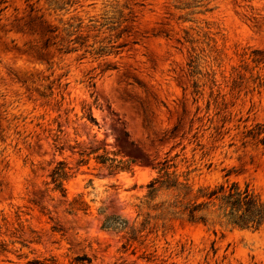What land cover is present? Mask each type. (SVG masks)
Returning a JSON list of instances; mask_svg holds the SVG:
<instances>
[{
  "label": "rangeland",
  "instance_id": "rangeland-1",
  "mask_svg": "<svg viewBox=\"0 0 264 264\" xmlns=\"http://www.w3.org/2000/svg\"><path fill=\"white\" fill-rule=\"evenodd\" d=\"M263 137L264 0H0V264H264V228L142 204L165 159L264 200Z\"/></svg>",
  "mask_w": 264,
  "mask_h": 264
},
{
  "label": "trees",
  "instance_id": "trees-1",
  "mask_svg": "<svg viewBox=\"0 0 264 264\" xmlns=\"http://www.w3.org/2000/svg\"><path fill=\"white\" fill-rule=\"evenodd\" d=\"M260 142L264 145V137L260 139ZM100 159L104 163L108 160L113 162V159L108 157H100ZM83 161L84 159L80 160V162ZM167 162L168 159H165L161 167H154L157 169V176L147 184L148 192L142 204L149 206L161 191H174L178 193L175 196V200L169 203L165 201L159 207L161 210L166 209L168 214L184 217L193 223L208 224L210 218L215 216L222 223L239 229L259 230L264 228V200L248 184L245 187H241L238 182H227L215 187H201L197 190V195L194 199L185 202L184 198L180 197V193L183 192L185 197L193 189L179 181L174 172H169L170 165ZM110 167L117 168L113 164ZM50 176L53 184L52 190L59 191L62 196L66 197L63 181L68 177V171L65 163L59 162ZM199 198H203V200L199 201ZM70 205L71 208H75L76 205H83V202L75 200ZM148 223V220H145V224ZM127 226L128 221L118 216L107 217L103 222V227L105 228L126 229ZM130 229L131 233L136 234L138 232L133 227ZM79 259L82 260L83 258L80 257ZM28 263L48 264L39 259H34Z\"/></svg>",
  "mask_w": 264,
  "mask_h": 264
}]
</instances>
